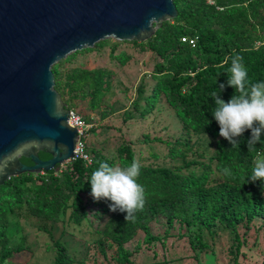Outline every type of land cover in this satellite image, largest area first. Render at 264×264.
Here are the masks:
<instances>
[{"label": "trees", "instance_id": "obj_1", "mask_svg": "<svg viewBox=\"0 0 264 264\" xmlns=\"http://www.w3.org/2000/svg\"><path fill=\"white\" fill-rule=\"evenodd\" d=\"M172 1L177 13L173 19L163 22L144 42L124 41L153 55L154 64L149 94L137 95L131 111L121 113V122L132 120L134 113L143 118L163 99L180 125L179 135H143L145 153L140 151L136 156L127 143L116 149L114 157L85 138L82 154L88 162L75 156L52 173L9 178L0 186V264H8L14 257L26 264L31 257L33 251L20 224L27 218L35 221L37 235L44 237L50 264H134L140 249L151 250L150 264H157L166 258L165 247H173L179 240L192 252L191 259L200 264L198 253L211 248L205 237L214 244L220 232H226L227 257L223 261L239 264L237 257L246 235L257 220L264 223V184L246 182L257 153L264 154V144L257 143V151L249 152L250 131L238 138V147L221 137L210 93L223 83L220 98L227 102L234 94L227 86L231 61L225 63V58L236 54L243 57L252 82L264 81V0ZM118 44L100 41L51 67L54 90L86 125L91 119L78 109L82 102L91 112L102 108L99 121L115 111L112 104L103 101L112 72L68 65L78 55L98 54L104 47ZM113 58L122 65L127 57L119 54ZM142 88L139 84L136 92L141 94ZM97 129L89 124L86 133L97 135ZM152 143L162 146L163 158L169 162L141 164L137 182L144 186L146 204L134 220L125 221V213L109 210L110 201L93 200L91 174L98 162L124 167L134 158L140 163L143 158L156 161L160 156L148 149ZM224 168L231 169L233 175L225 176ZM153 224L162 228L156 230L161 235L154 232ZM260 254L256 264H264V253Z\"/></svg>", "mask_w": 264, "mask_h": 264}, {"label": "water", "instance_id": "obj_2", "mask_svg": "<svg viewBox=\"0 0 264 264\" xmlns=\"http://www.w3.org/2000/svg\"><path fill=\"white\" fill-rule=\"evenodd\" d=\"M176 14L172 0H0V186L75 156L53 64L107 39L144 42Z\"/></svg>", "mask_w": 264, "mask_h": 264}, {"label": "rangeland", "instance_id": "obj_3", "mask_svg": "<svg viewBox=\"0 0 264 264\" xmlns=\"http://www.w3.org/2000/svg\"><path fill=\"white\" fill-rule=\"evenodd\" d=\"M110 42H117L112 39ZM112 49V50H111ZM119 54H124L127 58L122 65L113 58ZM113 58V60L111 59ZM84 65L87 68L101 67L112 72L110 78V86L105 94L103 101L105 105H113L114 113H109L106 118L99 121V113L102 108L96 111H89L85 102L80 103L78 109L82 113L89 116L90 123L98 126L97 135L87 132V142L92 146L101 149L102 152L109 157L116 155V149L121 144H129L131 150L136 156H140L139 152L145 153L144 145L141 144L142 136L148 137H166L176 138L179 135L180 125L176 120L172 110L168 104L162 99L157 103L150 114L139 118L134 113V118L130 121L121 122L123 118L121 113L123 111H131L130 104L133 99L142 98L149 94L153 81L150 78V71L154 64L153 55L146 51H139V48L129 46L124 42H119L114 48L104 47L98 54H81L76 57L73 64H69L68 68H72L77 65ZM142 85L141 94L136 92L137 86ZM139 105H142V101L139 100ZM88 124V125H89ZM104 125L103 129L100 126ZM158 143H152L148 145V149L152 152H156L160 158L156 161L145 160L141 161L145 166H157L167 165L168 160L163 158L164 150ZM65 164L59 166V169L63 168ZM22 225V232L25 236V242L29 245L33 251L31 257L27 260L26 264H50V253L46 252V241L43 236L37 235L35 229V221L33 219L20 220ZM157 225V224H156ZM153 224V230H161L160 226ZM226 233V232H225ZM220 232L218 238L215 239V243L212 244V240L206 236V243L211 247L200 251L197 259L200 264H226L223 261L227 257L225 251L226 246L225 234ZM161 235V232L156 233ZM172 238L166 240L170 242ZM155 247L159 248L158 245ZM166 258L157 264H196L192 258V252L186 247L185 243L179 240L173 247L166 246ZM136 254L133 259L134 264H150L153 262L151 250H143ZM159 250V249H157ZM241 254L238 255L237 260L239 264H256L259 262L261 254L264 253V223L257 220L251 230L245 237V244L240 248ZM230 251V247H229ZM160 252V250H159ZM228 252V251H227ZM225 253V255H224ZM260 254V255H261ZM159 256V254L157 253ZM181 255V256H180ZM157 256V258H158ZM178 256L179 259H178ZM262 257V256H261ZM178 259V260H177ZM8 264H20V260L14 257ZM229 264H231L229 262Z\"/></svg>", "mask_w": 264, "mask_h": 264}, {"label": "clouds", "instance_id": "obj_4", "mask_svg": "<svg viewBox=\"0 0 264 264\" xmlns=\"http://www.w3.org/2000/svg\"><path fill=\"white\" fill-rule=\"evenodd\" d=\"M229 60L227 86L235 91L227 102L218 94L224 90L225 84H219L218 90L210 93L215 105L212 115L219 125V135L232 147H238V138L245 131H250L248 151H257L255 145L264 144L261 140L264 134V81L252 82L249 79L242 56L236 54L226 57L225 63ZM98 163V168L90 178L91 197L94 201H110V211L125 213V221L134 220L136 213L143 211L146 204L144 186L137 182L141 174L140 161L134 158L124 167L110 166L107 162ZM222 171L225 176L233 175L229 168ZM246 178V182L261 181L264 184V154L257 153L254 166Z\"/></svg>", "mask_w": 264, "mask_h": 264}, {"label": "built area", "instance_id": "obj_5", "mask_svg": "<svg viewBox=\"0 0 264 264\" xmlns=\"http://www.w3.org/2000/svg\"><path fill=\"white\" fill-rule=\"evenodd\" d=\"M67 123L76 129L77 131V135H78V139L75 143V148H74V152H75V156H78L79 158H82L83 160H87V157L82 154V145H83V140L86 138V130L88 128V125H86L78 115H76L75 113L69 111V117L67 119ZM74 156V157H75Z\"/></svg>", "mask_w": 264, "mask_h": 264}]
</instances>
